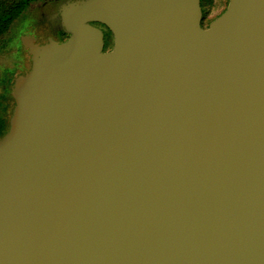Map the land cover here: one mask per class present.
<instances>
[{
	"label": "water",
	"instance_id": "water-1",
	"mask_svg": "<svg viewBox=\"0 0 264 264\" xmlns=\"http://www.w3.org/2000/svg\"><path fill=\"white\" fill-rule=\"evenodd\" d=\"M58 13L66 39L19 35L0 264H264V0Z\"/></svg>",
	"mask_w": 264,
	"mask_h": 264
},
{
	"label": "flooded vegetation",
	"instance_id": "flooded-vegetation-1",
	"mask_svg": "<svg viewBox=\"0 0 264 264\" xmlns=\"http://www.w3.org/2000/svg\"><path fill=\"white\" fill-rule=\"evenodd\" d=\"M67 0H46L44 1L36 12L31 13L29 18L26 20L25 25H30L31 28L26 29V33L31 34L35 37V40L41 42L45 40L49 35H54L59 40H64L68 37V33L65 32L60 26V18L58 9L61 3ZM206 19V12L202 7V21L203 26L204 20ZM99 25L104 32V40L109 42L111 48L113 45V36L108 29L102 25ZM39 35H43L44 38L39 39ZM13 46V45H12ZM22 46V45H21ZM10 48V53L18 56V58L12 59L11 63H7L3 66H0V126L3 130L0 129V137L8 130L9 127V116L14 104L13 98L10 95V85L14 77L23 72L25 69L30 66V55L22 47L19 48V45ZM108 48V49H109ZM8 109V114L5 112Z\"/></svg>",
	"mask_w": 264,
	"mask_h": 264
},
{
	"label": "trees",
	"instance_id": "trees-1",
	"mask_svg": "<svg viewBox=\"0 0 264 264\" xmlns=\"http://www.w3.org/2000/svg\"><path fill=\"white\" fill-rule=\"evenodd\" d=\"M44 1L46 0H0V49H4L17 35L26 33V20ZM19 46L22 49L20 43ZM109 47L108 42L106 49ZM1 128L3 127L0 126Z\"/></svg>",
	"mask_w": 264,
	"mask_h": 264
},
{
	"label": "rangeland",
	"instance_id": "rangeland-1",
	"mask_svg": "<svg viewBox=\"0 0 264 264\" xmlns=\"http://www.w3.org/2000/svg\"><path fill=\"white\" fill-rule=\"evenodd\" d=\"M227 2L228 0H201L202 7L206 12L204 24H207L210 19H213L216 15H218L226 7ZM24 27L25 29L31 28L30 25ZM40 38H44V36L39 35V39ZM104 41V48L106 49L108 47V42L107 40ZM19 43V35H17V37H15L12 42H9V44L4 49H0V66L11 63L12 59L18 58V56L10 53V48L13 46L17 48L16 46L19 45ZM5 112L8 114V109Z\"/></svg>",
	"mask_w": 264,
	"mask_h": 264
}]
</instances>
